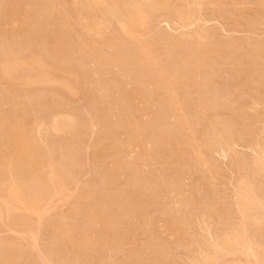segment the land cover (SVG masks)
I'll list each match as a JSON object with an SVG mask.
<instances>
[{
    "label": "rangeland",
    "instance_id": "374dc122",
    "mask_svg": "<svg viewBox=\"0 0 264 264\" xmlns=\"http://www.w3.org/2000/svg\"><path fill=\"white\" fill-rule=\"evenodd\" d=\"M167 1L149 27L134 29L157 52L160 63L148 66L115 20L88 36L73 24L70 0H50L52 7L49 0H0V264H195L212 252L213 239L241 228L243 186L264 202V170L253 161L258 149L264 154V0ZM59 2L63 13L53 6ZM205 31L208 40L193 41ZM31 61L35 71L27 69ZM36 72L41 82L19 76ZM71 120L70 132L55 125ZM183 121L215 146L211 172L196 165ZM219 137L233 141L230 151L219 148ZM252 209L246 238L264 257V221L255 222L264 208Z\"/></svg>",
    "mask_w": 264,
    "mask_h": 264
},
{
    "label": "bare ground",
    "instance_id": "6f19581e",
    "mask_svg": "<svg viewBox=\"0 0 264 264\" xmlns=\"http://www.w3.org/2000/svg\"><path fill=\"white\" fill-rule=\"evenodd\" d=\"M131 1V0H130ZM175 1V0H174ZM34 2V1H33ZM54 2V1H53ZM53 2H51L50 3V0H49V3H50V7H52L51 5H52V3ZM14 3H16L15 1H14ZM55 3H56V1H55ZM53 4V6L55 7H57V6H59V10H61L60 12L61 13H63V11L65 12V10L62 8V7H64V6H62V5H60V2L58 3V4ZM139 3H141V2H139ZM139 3H127L126 2V4H122L121 5V2L119 3L117 0H70V8H71V12H72V18H73V24L74 25H77V26H79L81 29H83L84 31V34H87L88 36H90V34L92 33V32H94V31H96V30H100L101 29V32H102V29H108V27L110 26V22H112V20H115L116 22H117V26L120 28L119 30H121L122 32H123V34L124 35H126L127 36V38H128V40H129V43H131V45L130 46H133L134 47V50H135V52L134 53H136L138 56H136V57H138V59H139V57L141 56L142 57V60L143 61H145V62H148V63H150L151 61H153V62H158V61H156V54H157V52L154 54L151 50H153V49H151L150 50V48H149V45H146V44H144V45H142L140 42H141V38H139L138 39V37H136L135 36V31H134V29L135 28H138V27H140V26H143V25H147L148 27H149V25L151 24V23H153L154 22V20L156 19V15H158V12H160V11H162L161 9V7L163 6V7H166L167 6V3H168V1L166 0L165 2H164V0H153V2H151L150 1V4H147V2L146 3H143V5L144 4H147V5H145V6H141ZM1 4V3H0ZM17 4V3H16ZM20 4V3H19ZM18 4V5H19ZM47 4V3H46ZM189 4V3H188ZM260 4V3H259ZM31 5V4H30ZM29 5V6H30ZM36 5V4H35ZM49 5V4H48ZM183 5V4H182ZM6 6V5H5ZM4 6V7H5ZM10 6V5H9ZM15 7H16V5H14ZM13 6V7H14ZM69 6V5H68ZM36 6H34V8H35ZM49 7V8H50ZM53 7V8H54ZM128 7H131L130 9H128ZM180 7V6H179ZM16 8H18V7H16ZM61 8V9H60ZM15 9V8H14ZM13 9V10H14ZM19 9V8H18ZM42 9V8H41ZM69 9V8H68ZM178 9V8H177ZM3 10V9H2ZM25 10V9H24ZM23 10V11H24ZM172 10V9H171ZM189 10V9H188ZM20 11V10H19ZM18 11V12H19ZM174 11V10H173ZM191 11V10H190ZM16 12V11H15ZM35 12V11H34ZM53 12V11H52ZM85 14H84V13ZM180 12V11H179ZM21 13V12H20ZM147 13V14H146ZM175 13H178V12H176L175 11ZM181 13V12H180ZM187 13V12H186ZM189 13V12H188ZM191 13V12H190ZM9 14V13H8ZM14 14V13H13ZM13 14H12V16H13ZM36 14V13H35ZM144 14H146L147 15V17H146V15L144 16ZM194 14V13H193ZM22 15V14H21ZM58 15H60V14H58ZM57 15V16H58ZM71 14H69V16H70ZM176 15H179L180 16V14H176ZM184 15V14H183ZM181 15V17H179V19H188V15H187V17L184 15ZM6 16V15H5ZM14 16H16V15H14ZM23 16V15H22ZM28 16V15H27ZM62 16L64 17H62V19H63V21H62V24H63V26H65V27H70L71 26V21H70V19L68 18V15H63L62 14ZM159 16V15H158ZM1 17H3V16H1ZM19 17V16H18ZM34 17V16H33ZM146 17V18H145ZM190 17V16H189ZM11 18V17H10ZM16 18V17H15ZM72 18H71V20H72ZM174 18V17H173ZM28 19V18H27ZM184 19V20H185ZM3 20V19H2ZM31 20V19H30ZM36 20V19H35ZM34 20V21H35ZM158 20V19H157ZM182 20H180V21H182ZM8 21V20H7ZM20 21V20H19ZM24 21V20H23ZM39 21V20H38ZM3 22V21H2ZM5 22V21H4ZM3 22V23H4ZM12 22V21H11ZM26 22H29V21H26ZM55 22V21H54ZM18 23V22H17ZM30 23V22H29ZM32 23V22H31ZM56 23V22H55ZM158 24V23H157ZM192 24V23H191ZM26 25V24H25ZM58 25V24H57ZM3 26V25H2ZM152 26V25H151ZM23 27V26H22ZM60 27V26H59ZM31 28V27H30ZM43 28V27H42ZM63 28V27H62ZM147 28V27H146ZM155 28V27H154ZM33 29V28H32ZM43 30V29H42ZM108 30H110V29H108ZM148 30V29H147ZM66 31V30H65ZM82 31V30H81ZM97 31V32H98ZM41 32V31H40ZM69 32V31H68ZM120 32V31H119ZM150 32V31H149ZM206 33H204V35H201V34H198V36L196 37V38H193V41H195V40H208V37H210L209 36V34H208V31H205ZM59 33V32H58ZM199 33V32H198ZM201 33H202V31H201ZM70 34V33H69ZM83 34V35H84ZM93 34H95V33H93ZM93 34H91V36L93 35ZM99 34V33H98ZM118 34V33H117ZM59 35V34H58ZM71 35V34H70ZM80 35V34H79ZM83 35H81V36H83ZM106 35V34H105ZM148 35V34H147ZM158 35V34H157ZM30 36H31V34H30ZM39 36V35H38ZM54 36V35H53ZM112 36V35H111ZM156 36V35H155ZM62 37V36H61ZM72 37V36H71ZM70 37V38H71ZM87 37V36H86ZM86 37H85V40H86ZM160 37V36H159ZM163 37V36H162ZM187 37V36H186ZM194 37V36H193ZM84 38V37H83ZM190 38H192V36L190 37ZM189 38V39H190ZM82 41H83V39L82 38H80ZM145 38H143V40H144ZM195 39V40H194ZM72 40V39H71ZM90 40H91V38H90ZM127 40V41H128ZM140 40V41H139ZM154 40V39H153ZM161 40V39H160ZM166 40V38L163 40V41H165ZM62 41V40H61ZM67 41V40H66ZM82 41H81V43H82ZM125 41V40H124ZM155 41V40H154ZM178 41V40H177ZM187 41V40H186ZM85 43H86V41H84ZM84 42H83V44H81L80 42H78V43H80V45L82 46V47H84V46H86L87 45V43L88 42H90V41H88L85 45H84ZM180 42V41H179ZM58 43V42H57ZM67 43V42H66ZM124 43V42H123ZM128 43V42H127ZM143 43V42H142ZM171 43V42H170ZM169 43V44H170ZM211 43V42H210ZM62 44V43H61ZM172 44V43H171ZM191 44V43H190ZM194 44V43H193ZM55 45V44H54ZM120 45V44H119ZM154 45V44H153ZM189 45V44H188ZM205 45V44H204ZM235 45V44H234ZM233 45V46H234ZM262 45V44H261ZM52 46V45H51ZM64 46V45H63ZM68 46V45H67ZM115 46V45H114ZM185 46V45H184ZM190 46V45H189ZM192 46V45H191ZM62 47V46H61ZM124 47V46H123ZM126 47V46H125ZM186 47V46H185ZM256 47V46H255ZM64 48V47H63ZM62 48V49H63ZM66 48H68V47H66ZM79 48V47H78ZM182 48V47H181ZM184 48V47H183ZM264 48V47H263ZM54 49H56V48H54ZM53 49V50H54ZM59 49V48H58ZM83 49V48H82ZM85 49V48H84ZM169 49V48H168ZM194 49V48H193ZM79 50V49H78ZM90 50V49H89ZM114 50V49H113ZM125 50V48L123 49V51ZM180 50V49H179ZM194 50H196V49H194ZM254 50H256V49H254ZM81 51V50H80ZM79 51V52H80ZM94 51V50H93ZM185 51H187V50H185ZM198 51V50H197ZM201 51V50H200ZM246 51V50H245ZM56 52V51H55ZM91 52V51H90ZM130 52V51H129ZM196 52V51H195ZM251 52V51H250ZM56 53H58V52H56ZM89 53V52H88ZM110 53H112V52H110ZM110 53H107L108 55L110 54ZM115 53V52H114ZM123 53V52H122ZM132 54H134L133 53V51L131 52ZM171 53V52H170ZM193 53H194V51H193ZM80 54V53H79ZM186 54V53H185ZM255 54V53H254ZM59 55H61V54H59ZM74 55V54H73ZM84 55V54H83ZM96 55V54H95ZM94 55V57H96ZM113 55V54H112ZM125 55V54H124ZM140 55V56H139ZM156 55V56H155ZM188 55V54H187ZM191 55V54H190ZM196 55V54H195ZM62 56V55H61ZM85 56V55H84ZM83 56V57H84ZM110 56H111V54H110ZM120 56V55H119ZM119 56H116V57H118L119 58ZM135 56V55H134ZM133 56V57H134ZM141 57H140V59H141ZM201 57V56H200ZM233 57V56H232ZM57 58V57H56ZM90 58V57H89ZM135 58V57H134ZM159 58V57H158ZM198 58V57H197ZM204 58V57H203ZM257 58V57H256ZM30 59V58H29ZM35 59V58H34ZM95 59V58H94ZM97 59V58H96ZM95 59V60H96ZM105 59V58H104ZM117 59V58H116ZM137 59V60H138ZM180 59V58H179ZM88 60V59H87ZM113 60V59H112ZM122 60V59H121ZM131 60V59H130ZM135 60H136V58H135ZM141 60V61H142ZM208 60V59H207ZM220 60V59H219ZM103 61V60H102ZM108 61V60H107ZM166 61V60H165ZM7 62V61H6ZM9 62V61H8ZM31 62H33V61H31ZM91 62H92V60H91ZM95 62V61H94ZM96 62H97V60H96ZM95 62V63H96ZM116 62V61H115ZM21 63V62H20ZM82 63V62H81ZM89 63V62H88ZM98 63V62H97ZM96 63V64H97ZM99 63H100V61H99ZM98 63V64H99ZM127 63V62H126ZM158 63H160V62H158ZM197 63V62H196ZM201 63V62H200ZM206 63V62H205ZM11 64V63H10ZM13 64V63H12ZM16 64H19V63H16ZM97 64V65H98ZM101 64H102V62H101ZM100 64V65H101ZM115 64V63H114ZM4 65L5 66H3V72H4V75H5V77H11V73L10 74H8L7 72H6V63H4ZM21 65H22V63H21ZM91 65H93V62L91 63ZM124 65V64H123ZM134 65H137V63L136 64H134ZM151 66V63L150 64H148V66ZM8 66H9V63H8ZM27 66V69H30V70H34L35 71V68H34V66H37V64H34V62L33 63H30V64H28V65H26ZM47 66V65H46ZM94 66H95V64H94ZM93 66V67H94ZM126 66V65H125ZM203 66V65H202ZM10 67V66H9ZM15 67V66H14ZM19 67V66H18ZM39 67V66H38ZM98 67H99V65H98ZM98 67H96V68H98ZM140 67V66H139ZM152 67H153V65H152ZM160 67H161V65H160ZM174 67V66H173ZM197 67V66H196ZM1 68V67H0ZM16 68H17V65H16ZM41 68V67H40ZM43 68V67H42ZM95 68V67H94ZM101 68V67H100ZM122 68V67H121ZM142 68V67H141ZM154 68V67H153ZM158 68H159V66H158ZM198 68V67H197ZM20 69V68H19ZM38 69V68H37ZM102 69H103V67H102ZM118 69V68H117ZM144 69V68H143ZM148 69V68H147ZM161 69V68H160ZM178 69V68H177ZM209 69V68H208ZM39 70V69H38ZM37 70V71H38ZM42 70V69H41ZM54 70V69H53ZM123 70H126V69H123ZM131 70V69H130ZM155 70H157V69H154V71ZM175 70V69H174ZM190 70V69H189ZM16 71V70H15ZM95 71H96V69H95ZM128 71V70H127ZM140 71H141V69H140ZM160 71H162V70H159V72ZM176 71V70H175ZM175 71H173V72H175ZM218 71V70H217ZM25 72V71H24ZM33 72V71H32ZM39 72V71H38ZM38 72H36V74L34 75V78L33 79H29V78H32L31 77V75H29V76H27V77H23V76H21V75H19L20 77H21V80L23 79V80H27L28 82H35V83H37L38 81L39 82H41L42 80H41V77H40V75L42 76V74H39ZM44 72V71H43ZM104 72V71H103ZM134 72V71H133ZM142 72H144V71H142ZM157 73L156 72V75L158 74V76H159V74L161 75V72L160 73ZM181 72V71H180ZM193 72V71H192ZM42 73V72H41ZM47 74H49L48 72H46ZM46 73H44V75L46 74ZM146 73V72H145ZM149 73V72H148ZM147 73V74H148ZM16 74H18V73H16ZM20 74V73H19ZM29 74V73H28ZM34 74V73H33ZM89 74V73H88ZM91 74V73H90ZM101 74V73H100ZM99 74V75H100ZM126 74V73H125ZM139 74H141V73H139ZM143 74V73H142ZM154 74V73H153ZM162 74H163V72H162ZM172 74V73H171ZM179 74V73H178ZM200 73H198V75H199ZM25 75V74H24ZM92 75V74H91ZM98 75V74H97ZM104 75H105V73H104ZM109 75V74H108ZM124 75V74H123ZM146 75V74H145ZM145 75H144V78H145ZM150 75V74H149ZM173 75L174 74H172V78H173ZM177 75V74H176ZM46 76V75H45ZM48 76V75H47ZM86 76V75H85ZM151 76V75H150ZM149 76V77H150ZM153 76V75H152ZM151 76V77H152ZM158 76L156 77V76H154V77H156L157 78V80L159 79L158 78ZM170 76V75H169ZM175 76V75H174ZM182 76V75H181ZM192 76H193V74H192ZM3 77V76H2ZM44 77V76H43ZM101 77V76H100ZM116 77H118V76H116ZM150 77V78H151ZM159 77H161V76H159ZM162 77H165L166 78V76H164V75H162ZM161 77V78H162ZM177 77H179V76H177ZM184 77V76H183ZM189 77V76H188ZM191 77V76H190ZM17 78H19L18 76H17ZM16 78V79H17ZM45 78V77H44ZM48 78V77H47ZM51 78V77H50ZM56 78V77H55ZM137 78H138V76H137ZM141 78V77H140ZM153 78V77H152ZM151 78V79H152ZM156 78H155V80H156ZM167 78H169V77H167ZM171 78V77H170ZM13 79H15V78H13ZM110 79V78H109ZM130 79V78H129ZM181 79V78H180ZM25 80V81H26ZM55 80H57V79H55ZM78 80V79H77ZM94 80H96V79H94ZM136 80V79H135ZM141 80V79H140ZM154 80V82L156 83V85L155 86H158V87H161V84L160 83H162V82H160V81H162V79L158 82H156ZM170 80H173V79H170ZM183 80V79H182ZM45 81V80H44ZM54 81V80H53ZM52 81V82H53ZM61 81V80H60ZM104 81V80H103ZM132 81V80H131ZM163 81H164V78H163ZM165 81H166V79H165ZM178 81V80H177ZM184 81V80H183ZM32 82V83H33ZM45 82H47V81H45ZM139 82H141V81H139ZM145 82V81H144ZM168 82L170 83V81L168 80ZM180 82H181V80H180ZM190 82V81H189ZM148 83V82H147ZM151 83H153V81L151 82ZM172 83H174V81L172 82ZM179 83V82H178ZM24 84H25V82H24ZM100 84V83H99ZM137 84V83H136ZM146 84V83H145ZM185 84V83H184ZM183 84V85H184ZM101 85V84H100ZM130 85H132V84H130ZM144 85V84H143ZM151 85V84H150ZM164 85H165V83H164ZM174 85V87H175V84H173ZM75 86H77V85H75ZM166 86V85H165ZM181 86V85H180ZM124 87V86H123ZM147 87V86H146ZM164 87V86H163ZM67 88H69V90H70V86L69 87H67ZM141 88V87H140ZM183 88V87H182ZM194 88V87H193ZM73 89V88H72ZM153 89V88H152ZM172 89V88H171ZM176 89V88H175ZM188 89V88H187ZM65 90V89H64ZM67 90V89H66ZM110 90V89H109ZM137 90V89H136ZM192 90V89H191ZM203 90H205V89H203ZM145 91V90H144ZM170 91V90H169ZM70 92V91H69ZM158 92V91H157ZM160 92V91H159ZM167 92V91H166ZM72 93V92H71ZM74 93V92H73ZM100 93V92H99ZM136 93V92H135ZM141 93V92H140ZM176 92L174 91V90H172V92H169V94L168 95H171L170 96V98H171V100L172 101H174V99L175 98H179V96H177L178 94H175ZM193 93V92H192ZM202 93V92H201ZM74 94H76V93H74ZM134 94V93H133ZM142 94V93H141ZM154 94V93H153ZM196 94V93H195ZM144 95H145V93H144ZM167 95V94H166ZM166 95H164V96H166ZM199 95V94H198ZM120 96V95H119ZM177 96V97H176ZM151 97V96H150ZM200 97V96H199ZM208 97V96H207ZM214 97V96H213ZM218 97V96H217ZM227 97H228V95H227ZM226 97V98H227ZM168 98V97H167ZM177 98V99H178ZM154 99V98H153ZM213 99V98H212ZM222 99V98H221ZM167 100H169V98L167 99ZM171 100H169V101H171ZM206 100V99H205ZM209 100V99H208ZM216 100V99H215ZM224 100V99H223ZM175 101H178V100H175ZM173 102V104H172V106H173V108H174V110L177 112H180V114H181V111H182V109H180V108H178L179 107V104L177 103V102ZM202 101V100H201ZM212 101V100H211ZM117 102V101H116ZM121 102V101H120ZM144 102H145V100H144ZM200 102V101H199ZM253 103V102H252ZM142 104V103H141ZM201 104V103H200ZM119 105V104H118ZM148 106V105H147ZM155 106V105H154ZM169 106H171V105H169ZM182 106V105H181ZM184 106V105H183ZM216 106V105H215ZM213 107V106H212ZM172 108V107H171ZM201 108V107H200ZM232 108V107H231ZM195 109V108H194ZM249 109V108H248ZM253 109V108H252ZM168 110V109H167ZM172 110V109H171ZM212 110V109H211ZM229 110V109H228ZM216 112V111H215ZM230 112V111H229ZM183 113V112H182ZM187 114V113H186ZM201 114V113H200ZM214 114V113H213ZM119 115V114H118ZM124 115V114H123ZM235 115V114H234ZM245 115V114H244ZM116 116V115H115ZM180 116V115H179ZM178 115L176 116V119H178V118H180ZM183 116H186V115H183ZM200 116V115H199ZM213 116V115H212ZM220 116V115H219ZM117 117V116H116ZM175 117V116H174ZM226 117V116H225ZM235 117V116H234ZM72 118V117H71ZM113 118H114V116H113ZM184 118V117H183ZM182 118V119H183ZM201 118V117H200ZM212 118V117H211ZM215 118V117H214ZM220 118V117H219ZM230 118V117H229ZM240 118V117H239ZM251 118V117H250ZM60 119V118H59ZM65 119V118H64ZM74 119V118H73ZM72 119V120H73ZM115 119V118H114ZM171 119V118H170ZM197 119V118H196ZM217 119V118H216ZM243 119H245V118H243ZM66 120V119H65ZM72 120H71V122H61V123H54L56 126H58V128L57 129H59L60 130V132L62 131V130H67L68 132H70L72 129L71 128H73L72 127V125H73V122H72ZM154 120V119H153ZM179 120V119H178ZM187 120V119H186ZM209 120V119H208ZM210 120H212V119H210ZM215 120V119H214ZM213 120V121H214ZM236 120V119H235ZM220 121V120H219ZM230 121V120H229ZM17 122V121H16ZM19 122V121H18ZM56 122V121H55ZM184 122L185 121H183V125L182 124H180V127H186V125L184 124ZM187 122V121H186ZM188 122H189V120H188ZM187 122V123H188ZM217 122V121H216ZM220 122H222V121H220ZM180 123H181V120H180ZM186 123V124H187ZM74 124H75V122H74ZM152 124V123H151ZM174 124V123H173ZM218 124V123H217ZM216 124V125H217ZM231 124V123H230ZM234 124V123H233ZM236 124V123H235ZM138 125V124H137ZM177 125V124H176ZM188 125V124H187ZM220 125V124H219ZM224 125V124H223ZM135 126H136V124H135ZM135 126H133V128H136ZM208 126V125H207ZM221 126V125H220ZM219 126V127H220ZM62 127V128H61ZM184 127V128H185ZM194 127V126H193ZM213 127H216V126H214L213 125ZM222 127H229L228 126V124H227V126H222ZM222 127L221 128H219V129H221L222 130ZM234 127V126H233ZM56 128V127H55ZM143 128V127H142ZM163 128V127H162ZM168 128V127H167ZM217 128V127H216ZM215 128V130L217 131L218 129H216ZM74 129V128H73ZM123 129V128H122ZM226 129V128H225ZM234 129V128H233ZM58 130V131H59ZM182 130V129H181ZM180 130V131H181ZM185 133H187L188 132V136H190V137H188L187 136V134L185 135V136H187L186 138H184L183 137V139H187V143L189 144V148H191V152L193 153V155H194V157H195V160H196V165H198V166H200V167H202L203 169H205V170H207V171H210L209 170V166H211L210 165V163H211V159H210V156H211V154H212V151L214 150V147L215 146H213V148H211L212 147V145L211 146H209V145H206L205 144V142L204 141H202L201 142V140H202V136H201V133H200V136H201V138H199L198 139V137H200V136H198V135H193V131H192V129L189 127L188 128V126L185 128ZM200 130H201V128H200ZM211 130V129H210ZM214 130V129H213ZM220 130V131H221ZM229 130V129H228ZM140 131V130H139ZM207 131H208V129H207ZM215 131V133H217ZM76 132V131H75ZM151 132V131H150ZM183 132H184V129H183ZM211 132H213V131H211ZM210 132V133H211ZM222 132V131H221ZM226 132H227V130H226ZM233 132V131H232ZM137 133V132H136ZM184 133V134H185ZM214 133V132H213ZM228 133V132H227ZM61 134V133H60ZM65 134V133H64ZM134 134H135V132H134ZM138 134V133H137ZM141 134V133H140ZM162 134V133H161ZM164 134V133H163ZM179 134V133H178ZM207 134H209V133H207ZM218 135L220 134V132L218 131V133H217ZM132 135V134H131ZM204 135H206V132L204 133ZM213 135H215V134H213ZM28 136V135H27ZM133 136V135H132ZM198 136V137H197ZM217 136V135H216ZM215 136V137H216ZM225 136V135H224ZM134 137V136H133ZM153 137V136H152ZM161 137V136H160ZM169 137V136H168ZM218 137V136H217ZM223 137V136H222ZM70 138V137H69ZM130 138V137H129ZM142 138V137H141ZM149 138H151V136L149 137ZM176 138V137H175ZM206 138H207V136H206ZM209 138V137H208ZM220 138V141H217L216 140V142H218L217 143V145H219V148L220 149H222V150H229V149H231V147H232V145H234L231 141H229L228 139H226V137H224V138H221V137H219ZM228 138V137H227ZM139 139V138H138ZM201 139V140H200ZM213 139V138H212ZM129 140V139H128ZM133 141H134V138H133ZM136 141V140H135ZM150 141V140H149ZM157 141V140H156ZM174 141V140H173ZM125 142V141H124ZM129 142V141H128ZM145 142V141H144ZM158 142V141H157ZM170 143V142H169ZM131 144H132V142H131ZM143 144V143H142ZM175 144V143H174ZM209 144V143H208ZM214 144H215V142H214ZM130 145V144H129ZM138 145V144H137ZM140 146V145H139ZM148 146V145H147ZM147 146H145V147H147ZM256 146V145H255ZM142 147H143V145H142ZM182 147V146H181ZM133 148V147H132ZM147 148H149V147H147ZM175 148V147H174ZM258 148H259V146H258ZM257 148V146H256V150L258 149ZM142 149V148H141ZM139 150V149H138ZM176 150V149H175ZM187 150V149H186ZM132 151H133V149H132ZM230 151V150H229ZM258 151L260 152V154L258 153ZM258 151H256L257 152V154L259 155V156H257L253 161H255L256 160V162H253V163H256V165L258 166L257 168L259 169H262V170H264V154H263V150H259L258 149ZM147 153H148V151H146ZM185 152V151H184ZM222 152V151H221ZM255 152V151H254ZM168 153V152H167ZM173 153V152H172ZM189 153V152H188ZM214 153V152H213ZM138 154V153H137ZM150 154H151V152H150ZM174 154V153H173ZM255 154V153H254ZM146 155V154H145ZM153 155V154H152ZM170 155V154H169ZM187 155V154H186ZM132 156V155H131ZM137 156V155H136ZM171 156V155H170ZM147 157V156H146ZM160 157V156H159ZM136 158V157H135ZM143 158V157H142ZM172 158V157H171ZM170 158V159H171ZM141 160V159H140ZM154 160V159H153ZM160 160V159H159ZM214 161V160H213ZM212 161V162H213ZM145 162V161H144ZM147 163H148V161H146ZM145 162V163H146ZM154 162V161H153ZM138 164V163H137ZM144 164V163H143ZM143 164L141 165V166H143ZM169 164V163H168ZM23 165V164H22ZM145 166V165H144ZM147 166V165H146ZM151 166V165H150ZM148 167V166H147ZM255 167V166H254ZM154 169V168H153ZM259 169V170H260ZM205 170H203V171H205ZM261 170V171H262ZM141 171V170H140ZM151 170H149V172H150ZM202 171V172H203ZM212 171V170H211ZM210 171V172H211ZM29 172V171H28ZM201 172V171H200ZM153 175V174H152ZM160 175V174H159ZM210 175V174H209ZM158 176V175H157ZM207 179V178H206ZM242 180V179H241ZM245 182V181H244ZM241 183V182H240ZM239 183V184H240ZM246 183V182H245ZM243 185V184H242ZM245 185V184H244ZM247 185V184H246ZM246 185L245 186H243L244 188H242L240 191H242L241 193H239L240 195H239V202L237 201V203L236 204H238V205H236L237 207H238V210H239V212H240V214H241V216L243 217V221H242V224L241 225H239L238 226V228L241 226V228L239 229V230H232V231H234L233 233H229V234H226V237H225V234H224V236H223V239H222V237H220V238H215V239H213V241H212V245L210 246L211 247V249L210 250H212V252L210 251V253H204L203 255H204V257L202 258V260L200 261V262H197V261H199V260H196L195 262V264H220L221 262V264H228V262H227V260H225V257H228V255H231V256H238V260H237V263H234V264H264V261H263V259L262 258H264L263 257V255H262V253H261V251L259 252V245L258 244H256V243H252V242H250V241H248V238H246L247 237V235H246V231H245V227L247 226V225H249V224H251V223H253V222H251V221H254V220H251L249 217V212L251 211V209L253 208L254 209V207H256V209H258V208H264V202L263 201H261V198H260V200H258V198L256 199L255 197H253L252 196V194L250 193V191L248 190H246L245 189V187H246ZM249 186V185H248ZM250 188L252 187V186H249ZM247 188V187H246ZM16 192V191H15ZM6 193V192H5ZM178 193V192H177ZM180 193V192H179ZM176 194V193H175ZM256 194V193H255ZM173 195V194H172ZM180 195V194H179ZM5 196V195H4ZM257 197V196H256ZM15 198V197H14ZM172 200H174V199H172ZM181 200V199H180ZM10 201H11V198H10ZM179 201V200H178ZM175 202V201H174ZM22 203V202H21ZM32 203V202H31ZM34 203V202H33ZM96 203V202H95ZM25 204V203H24ZM174 204V203H173ZM8 205V204H7ZM11 205V204H10ZM35 205V204H34ZM24 206V205H23ZM7 207V206H6ZM258 207V208H257ZM98 208V207H97ZM23 209V208H22ZM252 209V210H253ZM255 209V210H256ZM3 210V209H2ZM35 210H38V209H35ZM170 210V209H169ZM28 211V210H27ZM99 211V210H98ZM177 211H178V209H177ZM6 212V211H5ZM180 212V211H179ZM135 213V212H134ZM173 213V212H172ZM179 215V214H178ZM40 216V215H39ZM91 216V215H90ZM173 217H175L174 215H172ZM180 216V215H179ZM249 216V217H248ZM261 217H259V219H257V220H255V222H257V223H260L261 221H264V214L263 215H260ZM97 217V216H96ZM129 217V216H128ZM180 218V217H179ZM183 218V217H182ZM176 219V218H175ZM181 219V218H180ZM179 219V220H180ZM249 219H250V221H249ZM14 220V219H13ZM98 221V220H97ZM176 222H177V220H176ZM249 222V223H248ZM251 222V223H250ZM174 223H175V221H174ZM241 223V222H240ZM248 223V224H247ZM94 225V224H93ZM167 225V224H166ZM171 225V224H170ZM170 225H169V227H170ZM174 226V225H173ZM250 226V225H249ZM164 227H165V225H164ZM172 227V226H171ZM159 228V227H158ZM166 228V227H165ZM170 229V228H169ZM168 229V227H167V229H166V232L170 235V239H172L173 238V240H174V238L176 237L177 238V236H175V234L174 233H172L171 232V229L169 230ZM173 229V228H172ZM161 230V229H160ZM159 230V231H160ZM158 231V230H157ZM228 231H230V230H228ZM231 231V232H232ZM160 233H162V232H160ZM174 234V235H173ZM32 235V234H31ZM168 235V236H169ZM223 235V234H222ZM166 236H167V234H166ZM171 236H172V238H171ZM225 237V238H224ZM37 240V239H36ZM169 240V239H168ZM173 240H171V241H173ZM169 242V241H168ZM167 242V243H168ZM174 242V241H173ZM178 242V241H177ZM32 243V242H31ZM34 243H35V241H34ZM175 243V242H174ZM173 244V243H172ZM33 247V246H32ZM261 253V254H260ZM163 255H164V253H163ZM202 255V256H203ZM40 256V255H39ZM41 258V257H40ZM243 258V259H242ZM44 260V259H43ZM193 264V263H192ZM230 264V263H229Z\"/></svg>",
    "mask_w": 264,
    "mask_h": 264
}]
</instances>
